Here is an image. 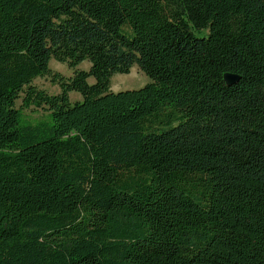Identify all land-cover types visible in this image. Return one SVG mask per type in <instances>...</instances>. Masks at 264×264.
<instances>
[{
    "label": "trees",
    "instance_id": "1",
    "mask_svg": "<svg viewBox=\"0 0 264 264\" xmlns=\"http://www.w3.org/2000/svg\"><path fill=\"white\" fill-rule=\"evenodd\" d=\"M0 264H264V0H0Z\"/></svg>",
    "mask_w": 264,
    "mask_h": 264
},
{
    "label": "rangeland",
    "instance_id": "2",
    "mask_svg": "<svg viewBox=\"0 0 264 264\" xmlns=\"http://www.w3.org/2000/svg\"><path fill=\"white\" fill-rule=\"evenodd\" d=\"M50 66L53 70L59 71L60 73L70 76L73 73V69L70 68L66 63L59 62L55 59L50 61ZM91 63L88 60L83 61L80 64V68L89 69ZM89 82L94 83L95 78L89 77ZM151 81V78L146 75L138 64H134L131 68L130 73H116L111 79V89L115 92L128 89H138L146 85ZM33 84L39 88L43 89L49 94H56L60 92V87L54 84L48 77H37L33 80ZM71 100L82 99L81 93L77 91L71 92ZM21 104V99H17L16 106L19 107ZM23 119L30 123H37L40 121L50 120V112L45 108H36L34 106L22 109Z\"/></svg>",
    "mask_w": 264,
    "mask_h": 264
},
{
    "label": "water",
    "instance_id": "3",
    "mask_svg": "<svg viewBox=\"0 0 264 264\" xmlns=\"http://www.w3.org/2000/svg\"><path fill=\"white\" fill-rule=\"evenodd\" d=\"M239 78H240V76L238 74H235V73L226 72L224 74V79L228 85H232V84L238 82Z\"/></svg>",
    "mask_w": 264,
    "mask_h": 264
}]
</instances>
